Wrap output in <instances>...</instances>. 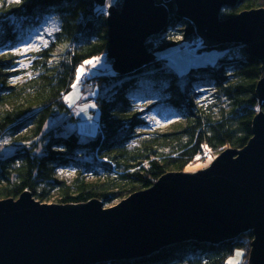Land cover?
I'll return each instance as SVG.
<instances>
[{"label":"trees","instance_id":"trees-1","mask_svg":"<svg viewBox=\"0 0 264 264\" xmlns=\"http://www.w3.org/2000/svg\"><path fill=\"white\" fill-rule=\"evenodd\" d=\"M156 3L170 14L168 28L147 42L156 59L131 74L104 70L92 76L99 88V132L82 142L76 133L62 134V126H47L54 117L70 114L65 97L81 66L107 54L108 4L0 0V138L8 135L15 147L10 156L0 152V200L31 192L42 203L56 196L60 205L94 199L113 205L152 188L169 172H183L206 151L222 153L249 143L262 64L242 44L200 45L192 53L216 50L217 62L192 65L179 74L159 54L177 47L188 53V44L201 40L192 22L176 16L174 0ZM122 4L114 2L119 10ZM261 8L264 0H240L224 9L221 19ZM50 17L58 21L57 31L25 57L20 47ZM25 60L28 66L22 67ZM143 109L177 118L168 131L149 132ZM84 155H94L97 162H82ZM71 167L77 172L72 182L59 177L61 169ZM253 240L251 231L220 244L191 239L146 258L105 264H227L236 250L243 251L242 264H248Z\"/></svg>","mask_w":264,"mask_h":264},{"label":"water","instance_id":"water-1","mask_svg":"<svg viewBox=\"0 0 264 264\" xmlns=\"http://www.w3.org/2000/svg\"><path fill=\"white\" fill-rule=\"evenodd\" d=\"M239 1L174 0L176 16L195 25L202 45L242 44L262 64L249 143L226 149L196 173L169 172L153 188L107 209L98 199L44 204L31 192L0 200V264H105L146 258L191 239L220 244L250 231L248 264H264V8L222 20V11ZM169 21L168 9L156 0L111 6L107 53L113 70L130 74L154 61L147 42Z\"/></svg>","mask_w":264,"mask_h":264},{"label":"rangeland","instance_id":"rangeland-1","mask_svg":"<svg viewBox=\"0 0 264 264\" xmlns=\"http://www.w3.org/2000/svg\"><path fill=\"white\" fill-rule=\"evenodd\" d=\"M115 0H107L108 10L111 6H114ZM58 29V21L54 17H50L43 22L42 26L37 27L36 30L33 31L30 38L22 44L21 52L26 57L32 50L36 49L39 45L48 44L49 39L53 37L54 33ZM218 52L216 50L207 51L204 54L199 53H187L184 50H181L180 47L173 48L165 51L164 53L159 54L160 57L166 58L169 60V66L177 69L179 74L184 75L188 69L192 65H202V64H212L217 62ZM107 55H103L98 57L96 60H92V64L85 63L79 69V73L77 76V81L75 83V88L73 91L68 94L66 97H69L68 100L65 99V102L69 109L71 110L70 114H62L60 116H56L49 122L47 128H53L57 126H62L64 135H70L71 133H76L82 142H86L91 138L95 137L99 132V113L98 107L95 103V100L99 96V88L92 81L93 75H99L101 71L104 70H113V61L112 64L108 61ZM100 62V66H99ZM104 64V65H103ZM95 65V66H93ZM27 67L28 62L25 60L22 63V67ZM101 67V68H99ZM100 70V71H99ZM79 77V79H78ZM200 93L206 94L209 96L208 91H200ZM205 96V97H206ZM79 97V98H78ZM200 100H204L202 97ZM74 101V102H73ZM95 104V107H91L90 105ZM85 105H88L86 111H82ZM145 107V106H144ZM145 111L146 122L148 120V124L150 125L149 132L152 131H168L171 123L175 121L177 116H172L171 113H166L162 115L156 114L157 118H155L153 113H149L148 110L143 109ZM253 138V137H252ZM251 138V139H252ZM15 151V147L12 145L11 139L8 135L0 138V152L4 156H10ZM221 153H214L212 151H206L202 154L201 159L193 162L189 165L183 172L185 173H196L200 170L207 169L211 166L214 160L220 156ZM209 157H212L209 160ZM82 162L95 164L97 162L95 156L84 155L80 158ZM102 162V161H101ZM77 176V172L75 168H66L61 169L59 171V177L69 182H72L74 178ZM123 201V200H122ZM121 201H117L113 205H106L105 207L110 208L113 206H117ZM47 204H57V197L54 196L50 202H46ZM229 259H239V264H242L244 260V253L242 250H239L243 253L242 256L237 258L235 256L236 252ZM229 261V260H228Z\"/></svg>","mask_w":264,"mask_h":264},{"label":"snow or ice","instance_id":"snow-or-ice-1","mask_svg":"<svg viewBox=\"0 0 264 264\" xmlns=\"http://www.w3.org/2000/svg\"><path fill=\"white\" fill-rule=\"evenodd\" d=\"M15 2L16 3H20V0H15ZM17 51H19V50H17ZM86 63L92 64V61H87ZM93 66H95V65H93ZM78 79H79V77H78ZM72 87L75 88V85H73ZM65 99L68 100L69 97H65ZM90 106L94 108L95 107V104H92ZM87 107H89V106L88 105H85V107H84V109H82V111H86ZM204 147L206 148L207 146H204ZM196 159H200V157H196ZM211 159H212V157H209V160H211ZM242 255H243V253L241 251H239V250L235 254V256L237 258H239ZM227 264H239V259H229V261L227 262Z\"/></svg>","mask_w":264,"mask_h":264},{"label":"built area","instance_id":"built-area-1","mask_svg":"<svg viewBox=\"0 0 264 264\" xmlns=\"http://www.w3.org/2000/svg\"><path fill=\"white\" fill-rule=\"evenodd\" d=\"M202 44H203L202 41L199 42V43H197V44L190 43V44H188L187 51H188V52H194V51H196L197 48H198L200 45H202Z\"/></svg>","mask_w":264,"mask_h":264},{"label":"bare ground","instance_id":"bare-ground-1","mask_svg":"<svg viewBox=\"0 0 264 264\" xmlns=\"http://www.w3.org/2000/svg\"><path fill=\"white\" fill-rule=\"evenodd\" d=\"M107 55V57H108V53L106 54ZM94 60H96V59H94ZM111 61V60H110ZM100 63V62H99ZM131 74V73H130ZM95 103H96V100H95ZM168 112V111H167ZM166 111H162V115H165L166 113H167ZM151 113H153L154 114V116H155V113L156 114H160V112H158V109H155V110H153ZM155 118H157V116H155ZM99 120V119H98ZM158 182V181H157ZM154 187V186H153ZM152 187V188H153ZM33 195V194H32ZM34 197V196H33ZM20 198V197H19ZM39 201V200H38ZM45 204V203H44ZM52 204V203H51ZM223 243V242H222ZM252 249V248H251ZM251 252V251H250ZM248 260H249V258H248Z\"/></svg>","mask_w":264,"mask_h":264},{"label":"crops","instance_id":"crops-1","mask_svg":"<svg viewBox=\"0 0 264 264\" xmlns=\"http://www.w3.org/2000/svg\"><path fill=\"white\" fill-rule=\"evenodd\" d=\"M104 65V64H103ZM99 66H100V63H99ZM99 68H101V67H99ZM79 73V72H78ZM243 259H244V257H243Z\"/></svg>","mask_w":264,"mask_h":264}]
</instances>
